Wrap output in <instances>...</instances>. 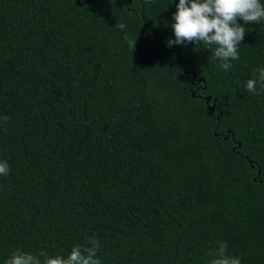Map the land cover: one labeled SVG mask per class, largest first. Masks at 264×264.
I'll list each match as a JSON object with an SVG mask.
<instances>
[{
	"label": "trees",
	"instance_id": "obj_1",
	"mask_svg": "<svg viewBox=\"0 0 264 264\" xmlns=\"http://www.w3.org/2000/svg\"><path fill=\"white\" fill-rule=\"evenodd\" d=\"M178 2L0 0V264L92 235L101 264H264V23L226 72L167 46Z\"/></svg>",
	"mask_w": 264,
	"mask_h": 264
},
{
	"label": "clouds",
	"instance_id": "obj_2",
	"mask_svg": "<svg viewBox=\"0 0 264 264\" xmlns=\"http://www.w3.org/2000/svg\"><path fill=\"white\" fill-rule=\"evenodd\" d=\"M172 19L175 39L167 41V46L186 43L204 45L213 50L219 67L227 72L232 69V62L240 59V44L248 31L243 25L264 23V3L261 0H179ZM115 27L123 30L126 25L121 23ZM125 40H128L127 36ZM135 40H128L132 49ZM254 71L256 75L247 80L245 88L250 93L259 94L264 91V67ZM8 119L7 116L0 117L5 124ZM9 173L8 162L0 161V176L7 177ZM99 247V240L92 235L87 237V245H74L67 257H52L43 251L33 254L17 249L4 264H101L97 255ZM207 255L211 257L208 264H242L240 256L228 253V245L224 241H220L218 247Z\"/></svg>",
	"mask_w": 264,
	"mask_h": 264
}]
</instances>
